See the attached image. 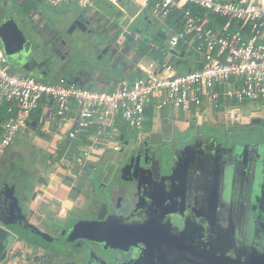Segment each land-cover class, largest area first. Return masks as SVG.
Returning a JSON list of instances; mask_svg holds the SVG:
<instances>
[{
	"label": "built area",
	"instance_id": "1",
	"mask_svg": "<svg viewBox=\"0 0 264 264\" xmlns=\"http://www.w3.org/2000/svg\"><path fill=\"white\" fill-rule=\"evenodd\" d=\"M45 1L56 8L78 4L87 9L93 5L92 0ZM111 1L120 6L118 0ZM135 1L142 10L153 4L156 17L178 15L180 28L170 36L169 48L176 50L182 43L193 42L202 66L180 74L172 64H152L147 68L142 65L140 70L146 77L118 81L113 89L95 90L75 84L45 83L13 73L0 45V102L13 103L16 112L0 138V157L12 148L21 131H31L32 118L38 110L53 112L52 104L63 119L77 109L75 130L68 134L70 140H75L94 125L107 130L118 116L143 130L149 110L172 107L187 113L209 105L215 109L224 107L223 118L236 120L235 106L246 101L264 102V0ZM124 32L136 42L141 39L129 30ZM113 149L123 151L120 145ZM89 157L90 152H85L83 160Z\"/></svg>",
	"mask_w": 264,
	"mask_h": 264
},
{
	"label": "crops",
	"instance_id": "2",
	"mask_svg": "<svg viewBox=\"0 0 264 264\" xmlns=\"http://www.w3.org/2000/svg\"><path fill=\"white\" fill-rule=\"evenodd\" d=\"M6 1L9 3V0ZM29 1H32L31 6L29 5L30 17L36 21V24L39 22V26L43 28L42 30L45 28L52 30L51 26L54 27L55 22L54 17L57 16L53 15V13H45V9L46 6H49L51 10L54 8L47 4L45 0ZM125 1H127V8L124 7L125 5H121L120 2L118 3L120 6L117 7L111 0H108L109 5H113L117 9V12L114 14L102 13L103 19L101 20H98L95 13L89 15L91 16L90 24L98 21V25L107 34L105 38H100L98 35L91 33L93 40L99 41V45L102 48L99 54L103 53L102 51L105 54L110 52L107 43L109 41L113 49L119 45L122 57L129 60L121 64V71L118 72V75L111 78L108 76L97 77L98 80L96 78L94 88L91 89H113L117 87L118 81L120 82L126 79L128 82H131L135 79L144 78L146 77V73L140 70L142 65L147 68L152 64H172L180 74H187L201 66L200 56L199 60L193 64L187 58V56H193V53H189L192 47L195 49L193 42L182 43L179 46L181 49L180 52L177 50L178 48L176 50H170L169 48L168 41L170 36L180 28V18H177L179 17L178 15L174 14V16L176 15V19L172 17L173 14L167 18H162L166 20L160 26L156 24V19L160 17H156L152 12L154 9L153 4H150L146 9L142 10L135 0H124L123 2ZM92 4V7H98L93 0ZM131 5L139 7V10L132 14L128 10ZM62 7L66 6L63 5L55 8L56 10L54 11L59 12L58 9ZM146 11H150L151 14H145ZM68 14H70V11ZM138 20H141L144 26L142 30H138V33H134L132 27L136 25ZM125 30H129L133 35H140L141 39L136 42L132 36L124 32ZM154 46L159 47V50L155 51ZM41 63L43 62L41 61ZM182 66L187 68L184 73L180 69ZM41 72L38 70V72H34L32 75L45 83H62V79L58 80L55 76L44 75ZM65 78L69 80L70 76ZM243 104L252 107L249 101L235 106L234 109L238 115V119L236 120H225L223 118L225 113L224 107L215 109L209 105L201 108H193L187 113L182 111L183 121H178L168 115L169 108L173 109V111L175 110L172 107L162 111L149 110L146 115L143 130L133 128L123 116H118L107 130H102L98 125H94L87 132L78 135L75 140H70L68 134L75 130L77 109H74L73 112L68 114L66 119L57 115L55 104L51 105L53 107L51 114L45 108L38 110L32 118L30 125L31 131L29 133H31L35 145L40 146L43 143L46 145L47 153L50 157L47 160V168L43 169L37 175L33 184L29 183L32 195H34L31 212L29 214L31 216L30 222L45 227L48 210H53L58 216H67L70 214L69 212L84 211L90 206L88 205L90 201L93 200V197L90 196L91 193L97 196L98 190L96 188L100 187L103 183L102 180L110 176L112 172L110 169L113 165L117 161H127L129 157H133L136 148L141 143L147 141L151 135H160L162 140L166 142V145L169 146L168 149L164 150V153L169 150L172 153L174 152V148L184 146L183 142L186 138L207 135L209 133L205 132L207 129L212 130L213 133H217L215 130L219 127L222 128V131L234 127H236L234 129L244 130L252 127L253 120L264 119V102L262 104H254L252 111L249 109L245 112L242 109ZM10 109H13L14 112L10 113ZM15 113V105L13 103L7 101L0 102V138L5 135V126L9 118L14 116ZM110 135L113 136L111 140L109 139ZM116 145L122 147V153L114 151L113 148ZM85 152H90V157L86 161L83 160ZM106 167L110 168L107 176L102 172ZM96 180H98L97 184L95 182ZM87 182L90 186H87ZM78 186L80 188L82 187L81 192L75 190V187ZM25 187L27 186L25 185ZM55 200L63 203L71 200L74 202L73 211L67 210L63 205L62 207L49 205V203ZM22 245V243L17 244V248L15 249L27 253L28 247L26 245H23V247ZM10 255V261L7 264H11L12 262V264H15L17 260L19 264H22L21 260L15 259V251ZM20 255L24 258L22 253Z\"/></svg>",
	"mask_w": 264,
	"mask_h": 264
},
{
	"label": "rangeland",
	"instance_id": "3",
	"mask_svg": "<svg viewBox=\"0 0 264 264\" xmlns=\"http://www.w3.org/2000/svg\"><path fill=\"white\" fill-rule=\"evenodd\" d=\"M14 1L16 0H9V4ZM125 2H120V4L125 5L124 7L127 8V1ZM7 3L8 2L6 0H0V14L5 13V16L8 15L7 12L8 9L10 8L8 4L7 8L4 9ZM65 6L66 7H62L58 9L60 13L58 11H54L56 10L55 9L56 7H52L54 9L51 10L49 9V6H46L45 9V13L50 14L51 12L53 13V15L57 16L54 17L55 18L54 27L51 26L52 30L55 31L52 33V40L54 41L60 40L62 44L55 43L50 40L51 41L50 46L45 47L42 44V41H44V39L43 38L41 39V36L39 34V31H41V29L43 28L38 27L39 29H36V27H34L35 28L34 29L28 27L29 30L31 29L30 34L32 35V37L37 38L34 40L33 46H36L38 49L37 56L39 60L43 62V66L45 68V70L43 71H45L48 76H55L56 78H58V80L61 79L63 80L67 76L70 77L76 76L77 78L80 79L79 85L84 83V87L86 88H94V84H95L94 81L96 80L97 77L101 78L103 76H108L109 78H111L118 75L119 74L118 72L121 71V64L129 60L124 59L122 57L121 52L119 50L120 47L119 45H117V48L113 49L109 41L107 43L109 45L110 52L105 54L104 51H102L103 53L99 54V51L102 48L99 45V41L93 40V36H91V33H93L94 35H98L100 38H105L107 34L105 30L102 29V27H100L96 23V25L92 26L88 32L83 31L80 28H76L70 32L72 25L75 21V18H77V14L79 12H83V13L88 12L89 14L95 13V16L98 17V20H101L103 19V14H100V12L106 14L107 13L114 14L117 12V9L113 5H109L103 8L91 7L88 9H83L78 4H71L69 6L68 5ZM128 10L131 11L133 14L139 10V7L135 5H131L130 8H128ZM69 11L70 14L67 15ZM145 14L149 15L151 13L150 11H146ZM5 19L4 18L0 19V25L4 22ZM164 20L162 18L161 19L157 18L156 24L162 26ZM143 26L144 25L141 22V20H138L136 25L132 27V31H134V33H138L139 32L138 30L143 29ZM177 50L179 52L181 51L179 47ZM189 53H193V56L191 57L187 56V58L190 59L191 64L199 60V54L195 51L193 47L191 48V51ZM180 69L184 73L187 68H185V66H182ZM15 73H19V72H15ZM257 103L262 104L263 102L261 101L251 102L252 107L251 106L248 107L247 104H243L242 109L244 112L249 109L250 111H252L253 105ZM168 111H169L168 115L170 117H173L178 121H183L182 111H176V110L173 111V109L171 108H169ZM234 128L231 129L234 130ZM253 130H256L255 132L259 130L264 132V128L259 124H254ZM220 131H222L221 127L215 130V132H220ZM205 132H209L206 135L208 139H210L211 136L214 135L212 130L207 129ZM249 132L252 133L251 131ZM254 135H250L251 136L250 138H245L243 141H241L242 137L236 138L230 135L227 139L223 141L225 142L227 141L229 144L237 143V148H240L241 144H243V146H246L247 144H250L252 142H253L252 145L256 148L258 143H261V145L264 144V135L260 136L261 138L254 137ZM190 141L191 138L188 139L186 138L184 140V142H190ZM254 142H256V144H254ZM13 147L12 150L7 151L6 154H3L1 156V162H3L4 167L0 170V180L3 186L2 188L0 186L1 188L0 191L4 190L5 187L7 188V186L8 187L10 186L11 187L10 190H13L12 199L16 202L19 201L20 204H22L21 206L24 212L30 218L29 214L31 212L34 195H32L31 187L29 186V183L33 184L34 181L36 180L37 175L43 169L47 168V160L50 156L47 153L46 145L44 143L40 146L35 145L33 143V138L31 137V133L25 131H21L19 133L16 141L14 142ZM204 148H206V150L208 151L213 147L212 144H209ZM260 149H262V152L264 151V147H260ZM181 150L182 147L177 148V151H181ZM207 154H208V161L210 162V158L213 157V153H207ZM176 156L177 153L174 154V161ZM261 161L262 160H260V163H257V165L254 166L253 168L254 170H248L247 167L248 172L246 174L240 173V177H239L241 181V182L239 181L240 187L243 189L244 186L243 182H245L247 185L246 189L245 190L243 189L244 190L243 196L240 191H239L240 193L238 192L237 183L233 184L234 186L233 185L228 186L227 183L225 187L226 190L228 189V192H226L225 195H223V197H225L228 200L232 196V200L234 201L232 203V208L234 206L236 207L240 206L241 204H245L246 206H248L246 207L245 210V213H247L246 215H241L240 212H237L235 215L231 213L229 214V212L227 211L228 207H226V211H224L223 214L220 215L221 213L220 211L216 212L217 211L216 207L219 205V203H221L218 202V193L217 194L209 193L207 187H205L207 189V192L202 191V189L196 191L194 189L196 188V186L193 185L194 192L195 193L197 192L199 195L193 197L190 195L191 189L185 190L186 188L184 187L183 182L174 181L172 183L173 185L172 194L166 195L167 196L166 202L167 201L170 202L172 204V206L170 205L171 207L176 206V203L180 202L179 203L180 210L178 212H175L174 214V216H176L179 219V221H181L178 223V226L179 227L181 226L185 231L190 229L193 236H197V237H200V235L202 234L205 236L208 235L211 238L212 237L216 238L217 236H221V238L225 240L227 245L241 244V247L246 248L249 253L256 255L257 251L259 252L258 248L260 245L261 247L264 248V245L260 244L258 239L260 238V235L261 236L263 235V233L260 234V230L258 229V227L255 226L257 222H254L255 224L253 223L251 224L249 220L251 216H254L259 222L264 223V196L260 197V193L258 196L252 193V189H254L255 187L251 186L252 184H257L259 185V188L262 189L264 188V164ZM251 163L252 161L249 162V164ZM222 164L223 161L221 162L220 165ZM95 182L97 184L98 180H96ZM25 185L27 187H25ZM230 187L232 188V190ZM236 192L238 194H236ZM90 196L93 197V200H97V203L101 201V199L96 198L95 194L93 193ZM122 196L123 193L121 190V192L118 194V198L120 199L122 198ZM227 196H229V198H227ZM2 197L5 198V196ZM112 197L115 198L116 196H112ZM191 198L194 199L191 200ZM3 200L6 203L14 205L12 204L13 202L10 201L9 199H3ZM140 200H141L140 203L144 202L142 198H140ZM186 200L190 202V206H188L189 202H187ZM115 212L120 214L121 210L119 211L117 208V210L115 209ZM91 213H93V211H89L86 214L84 213L72 214L69 217L66 228L70 229L71 227H75L78 224V222H81L82 220L89 218V215H91ZM188 213H191V217ZM216 216L218 217V219L215 218ZM220 216L221 219H219ZM54 220H55V216L52 215L49 217V219L47 218L48 225L50 226L48 229L51 228L55 229V227H53ZM64 226H66V224ZM61 233L62 231L60 232V234ZM58 234H59L58 232L55 233L56 236ZM15 239L16 238L14 237V235H10L5 247L13 245L14 242H16ZM262 239L264 241V237ZM19 240L22 242V240L24 239L17 238V241ZM82 242H84L83 249L80 250L79 254L76 253L77 251H74L76 255L74 253V256H72L73 258L71 259V261H74V264H119L121 262L118 260V254L122 256V253L124 251L127 253L129 250L132 249V245H131V246H127L122 251H119L114 249L113 245H107V244L105 245L103 242H99V241H93V242L89 241L87 243L89 246H91L89 247L85 245L86 242L85 240H82ZM69 252H71L70 249ZM21 253L24 255V258L19 260L22 261V264H26L25 261L26 253L24 252ZM54 254L57 255L60 253L54 252ZM34 256L35 255H32L31 258H33ZM58 259H59L58 256L54 259L50 257L49 260H46L44 262V264H55V262L58 261ZM18 262H19L18 260L15 261V264H19Z\"/></svg>",
	"mask_w": 264,
	"mask_h": 264
},
{
	"label": "flooded vegetation",
	"instance_id": "4",
	"mask_svg": "<svg viewBox=\"0 0 264 264\" xmlns=\"http://www.w3.org/2000/svg\"><path fill=\"white\" fill-rule=\"evenodd\" d=\"M9 3H7V5H5V7L7 8ZM14 4V5H13ZM31 3L30 1L28 2V0H16L12 3L9 4V9L7 12V16H5L4 14H0V19L2 18H12L15 21V24H17V26L21 29V31L23 32L24 36L26 37V39L29 41V47L31 50V54L28 58V60H34L36 63L33 62L32 67H34V72H38V70L41 72V74L47 75V73L43 70H45L43 63H41V61L39 60L37 53H38V49L36 46H33L34 44V40L37 39L36 37H32V35L30 34V30L28 29V27L34 28L36 27V29L41 28L39 26V24H36V21H34L32 19V17H30V7ZM4 15V17H3ZM96 23L98 24V21H96ZM94 23V24H96ZM94 24H90L88 29L86 30L87 32L89 31V29L94 26ZM39 27V28H38ZM35 29V28H34ZM57 30V29H56ZM55 32L53 30H48V29H44L41 31H39V34L41 36V39L43 38L44 41H42V44L46 47V46H50V42H55V43H59L62 44V42L60 40H52V33ZM51 40V41H50ZM42 65V66H41ZM13 69V68H12ZM28 76H31L30 74H28ZM77 80V86L79 87H84V83H82L81 85H79L80 79L77 78L76 76L74 77H70L69 80L68 78H64L62 80V83H67V84H74L73 82ZM86 88V87H84ZM254 121V120H253ZM260 125V124H259ZM251 128L249 129H244V130H240V129H224L222 132H217V133H213L214 135L211 136L210 139H208L206 137V135H198L194 138H191L190 142H183L184 146H182V150L181 151H177V148H174V154L177 153V156L175 157V161L174 158H172V167L174 168V171H176L177 167H182L184 168L185 165L188 166L189 168V177L187 179H184L183 177L179 178L176 177L175 181L177 182H183L184 187L186 188L185 190H190V195L191 196H199L198 193L194 192V189L200 190L202 189V191H206L207 189L205 187L208 188V192L209 193H218V202L219 205L216 207V212L220 211V215L223 214L224 211H226V207L227 211L229 212V214H236L237 212H240L241 215H246L247 213H245L246 210V206L245 204H241L240 206H234L232 208V203L234 202L232 200V196L229 198V196H227V198H229L228 200L223 197V195H225L226 192H228V189L226 190V184L228 183V186H232L233 184L237 183L238 186V192L240 191L242 196L244 195V190L246 189L247 185L245 182H243V189L240 187L239 184V177H240V173L242 174H246L247 168L248 170H254L252 168H254V166L252 165L250 168V159L249 157H247L246 159V163H236V161H234L235 155H233L234 150L237 149V143H232L229 144L227 141H223L225 139H227L230 135L232 137H242L241 141H243L245 138H250V135H254V137H258L261 138L260 136L264 135V132L262 131H257L253 130L254 124H251ZM262 126V125H261ZM263 127V126H262ZM264 128V127H263ZM249 131H251L252 133H250ZM250 134V135H247ZM151 138V137H150ZM149 138V139H150ZM148 139V140H149ZM208 139V140H207ZM146 142V141H145ZM141 143L140 146H138L134 152V154L139 153L142 157H144V155L148 154V155H152L153 159L152 162L156 163V158L158 159L159 155L164 153L165 149H168L169 146L166 145V142H164L162 140V146H160L159 152H155L153 148H157L158 146H152L150 145L149 147H145L144 143ZM237 142V140H236ZM209 144H212V147L210 150H206V146H208ZM254 144H256V142H254ZM243 146V144L240 145V147ZM260 147H264V144L261 145V143L257 144V148L256 147H250V149L252 151H254V153H258L261 152L262 149H260ZM260 150H259V149ZM153 149V151H152ZM9 150V149H8ZM169 152L171 153V150H169ZM207 153H213V157L210 158V162L208 161V154ZM5 154V153H4ZM249 154V153H248ZM2 156V155H1ZM223 161V164H221V162ZM1 157H0V170L4 167V164L2 163L1 166ZM128 164V160L124 161L123 164L121 165H113V167L110 168H105L102 172L107 176L109 173V169L112 170L110 176L106 177L104 180H102V184L100 185V187H97L96 190H98L97 192V196L98 197H102V195L105 193L108 195V197H112V196H116L115 198L112 197V199L115 202V206L118 207L120 209V207H124L125 203H127V198L130 195V191L133 188V183L127 184L130 181V178H132V176H130L129 174H127L128 170H125ZM232 172V175H231ZM253 172V171H251ZM200 174V175H199ZM142 175V176H141ZM140 175V177L142 178V180L145 183V180H148L149 177H152L151 175L149 177H147V173L142 171V174ZM104 176V175H103ZM232 178V179H231ZM88 181V178H87ZM152 181V180H151ZM241 182V181H240ZM126 183V185L124 184ZM89 183L87 182V186ZM152 185V184H150ZM193 185L196 186V188L193 189ZM251 185V184H250ZM0 186L1 188L2 186V182L0 180ZM234 186V185H233ZM252 187L254 186L255 188L252 189V193H254L255 195H259L260 193V197L264 196V188H259V185L257 184H252ZM263 186V185H260ZM5 187V185H4ZM198 187V188H197ZM0 188V189H1ZM10 186L7 188L5 187L4 190L0 191V199H9L10 201H12L14 205H18L23 214L26 216L27 220L30 222L31 221V216L30 218L27 216V214L24 212L23 208H22V204H20V202H16L12 199L13 195L12 192L13 190H10ZM82 188V187H81ZM81 188L75 187V190L78 192H81ZM100 188V189H99ZM231 188V187H230ZM10 190V191H8ZM123 193L122 198H118V194L121 192ZM128 190H130L128 192ZM167 190V188H166ZM232 190V188H231ZM119 191V192H117ZM258 191V192H257ZM116 192V195H115ZM239 192V193H240ZM166 193V192H165ZM92 194V193H91ZM236 194H238L236 192ZM2 196H5L2 197ZM167 196L163 193V187L159 186L158 188V200L156 203V207H162L159 209H155V208H150V212L151 213H159L161 210H165L164 206H165V202ZM194 198H191V200ZM57 200L52 201L51 203H49V205L51 206H58ZM187 201V200H186ZM189 202V201H187ZM63 203V202H62ZM158 203H160L158 205ZM180 202L176 203V206L174 207H170L168 210L171 212H169L168 210H166V212L168 211V218L167 220L171 222V227H168L169 229H172L174 231V233L176 232L178 234V238L174 237V245L169 246L168 244H166L164 242V239L158 237V239H156L153 242V245H151V253L149 254V256L147 257H141L139 260V263L137 264H147L149 262V264H197L195 262H191L188 261L187 257L185 256V249H193V250H197V251H203L205 249H207V251H210L211 249H214V256H225L227 258L230 259L231 262H233V264H264V248L261 247V245L259 246L256 255H253L251 253H249L247 251L246 248L241 247L240 245H227V243L225 242L224 239L221 238V236H217L215 237H210L208 235H200V237L197 236H193L191 230H187L185 231L181 226H178V223L181 222L179 221V219L174 216L175 212H178L180 210ZM224 204V205H223ZM90 205V207L97 205V201L96 200H91L90 203L88 204ZM190 206V202L189 205ZM2 207V208H1ZM62 207V206H59ZM189 208V207H188ZM0 209H6V211H9L8 207H4L1 206L0 204ZM68 210V209H67ZM90 210V208H89ZM73 211V210H72ZM86 211V209L84 211H80V212H69L70 214L67 216H58L57 213L53 212V210H48V214L45 220V227H41L38 226L36 224H33L32 222H30L32 225H34L35 227H37L41 232H43L44 234L50 236V237H54L57 239H61V240H66L69 237V233L74 230L75 227H71L70 229H67V223L69 220V217L74 214V213H84ZM231 211V212H230ZM10 212V211H9ZM234 212V213H233ZM86 213V212H85ZM84 213V214H85ZM162 214H166L165 212H162L160 215ZM191 217V213H188ZM55 216V220H54V225L53 227H55V229L51 228L48 229L50 226L48 225L47 222V218L49 219L50 216ZM54 218V217H53ZM216 219H218V217H215ZM221 219V216L220 218ZM250 223L255 224L254 222H257V224H255L256 227H258V229L260 230V234L263 233V235H260L259 242L260 244L264 245V241H263V237H264V223L263 222H259L254 216L250 217ZM66 224V226H64ZM78 227H84V226H88L90 224L88 223H80L79 222ZM1 226H3L0 223ZM170 226V225H169ZM196 230V229H195ZM62 231V235L60 234V232ZM65 231H67V233H65ZM197 231V230H196ZM58 232L59 234L56 236L55 233ZM10 235H14V237L16 238V242H14L13 245L8 246L7 249V253H6V258L5 261L3 262L4 264L9 263L10 261V254H12L15 251V259H21L22 255L21 252H23L22 250L17 251V244L22 243L23 245H26L28 247V252L25 254L26 255V264H44V262L46 260H49V258H56L57 256L59 257L58 261L55 262V264H74V261H71V259L73 258L72 256H74V251H77L76 253L79 254L80 250L83 249L84 247V242H82V240H85V245L89 246L87 243L93 242L94 240H90V239H86V238H80L77 239L75 242H73L72 244L67 245L66 247H64V249L59 250L58 253L60 254H54V250L50 249L48 247H43L42 245H38L36 244L34 241L26 239L24 237L18 236L16 233L14 232H10ZM17 238H23L24 240H22V242L19 240L17 241ZM46 241V240H44ZM28 242V243H26ZM42 242V241H41ZM46 243V242H45ZM259 244V243H258ZM22 245V246H23ZM186 247L185 249H180V247ZM24 247V246H23ZM38 247V248H36ZM91 247V246H89ZM127 247V246H125ZM68 249V251H67ZM69 249L71 250V252H69ZM178 249V250H177ZM73 250V251H72ZM179 250L182 252V257H180V255L178 254ZM54 251V252H53ZM68 253H67V252ZM131 251H129V253L127 252V256L126 254H122L118 255V260L123 263L127 261V264H133L131 261H128L129 259V254ZM25 253V251H24ZM75 253V255H76ZM193 253V252H191ZM32 255H35L33 258H31ZM70 255V257H69ZM1 264V263H0Z\"/></svg>",
	"mask_w": 264,
	"mask_h": 264
},
{
	"label": "water",
	"instance_id": "5",
	"mask_svg": "<svg viewBox=\"0 0 264 264\" xmlns=\"http://www.w3.org/2000/svg\"><path fill=\"white\" fill-rule=\"evenodd\" d=\"M93 1L99 8L109 6L108 0ZM123 1L124 0H118V2ZM30 3H32V1ZM5 8L6 7H4V9ZM50 14L52 13L50 12ZM100 14H102V12H100ZM89 15L90 14L86 12L78 13L70 32L76 28L86 31L91 23V16ZM0 42L8 63L13 68V73L19 72L16 74L21 76L28 74L32 75L34 73L32 64L36 62L34 60H28L31 54L29 41L11 17L6 18L0 25ZM73 83L76 85L77 80ZM253 124H260L264 127V119H256L253 121ZM252 144L253 142L246 146L251 145L254 147ZM144 145L145 147H149L150 145L158 146V149H153L155 152H159L160 146H162V137L158 134L151 135V138L147 140ZM242 147L238 149L235 156L238 163H246V159L249 157L250 161H252L250 166L257 165V163H260V160H262L261 162L264 164V151L253 154L249 152V154H247L246 148L243 149ZM172 158H174V152L170 153L169 151L159 155L158 159L156 158V163L152 162L153 156L151 154H146L142 157L139 153H136L133 157H129L125 170H128L127 174L132 176V178H130L127 184L133 183L134 185L131 191L128 190V192L130 191V195L127 198L125 206L119 209L115 206L112 197H108V195L104 193L102 197H99L101 201L98 202L97 205L86 208V213L89 211H93V213L89 215V218L82 220L80 223H88L90 225L78 227L81 225L78 222L76 228L69 233L70 235L66 240L57 239L44 234L27 220L17 204L11 205L6 203L3 199H0L1 206L4 205V207H8L10 211L0 209V223L3 225H0V263H3L6 258L8 247L5 246L11 234L10 232H14L18 236L32 240L45 248L48 247L53 249L55 252L61 249L63 250L64 247L80 238L103 242L105 245H113L114 249L119 251L126 248L125 246L132 245V249L129 250L131 251L129 254L130 260L128 259V261H131L133 264L139 263L141 257L149 256L151 253V245H153V242L158 239V237L164 239V242L169 246H171V243L174 245V237L178 238L179 236L176 232L174 233L172 229L168 228L171 227V222L167 220L168 211L166 212L172 204L168 201L165 202V210H161L160 214L162 212L166 214L160 215L159 213L150 212V208L156 207L159 186L163 187V193L165 195H171L173 188L172 183L175 181L176 177H183L184 179L189 177V168L187 165H185L184 168L178 166L176 168L177 170L174 171L172 167ZM142 171L147 173V177L150 175L152 176L149 177L148 180H145V183L140 177ZM124 184L126 185V183ZM140 198L144 200L143 203H140ZM56 202L58 206L63 205L70 211L74 208V202L71 200H67L64 203L58 200ZM159 204L160 203H158V205ZM114 208L116 210L118 208L119 211L121 210V213H116ZM159 208L162 207L160 206L155 209ZM65 233H67V231H65ZM185 248L184 246L180 247V249ZM184 252L188 261L197 264H233L229 258L223 255L214 256V249L210 251L205 249L201 252L188 248L185 249ZM122 254L123 256L124 254L127 256L125 251ZM178 254L180 257L183 255L180 250ZM119 264H127V261ZM147 264H149V262Z\"/></svg>",
	"mask_w": 264,
	"mask_h": 264
},
{
	"label": "trees",
	"instance_id": "6",
	"mask_svg": "<svg viewBox=\"0 0 264 264\" xmlns=\"http://www.w3.org/2000/svg\"><path fill=\"white\" fill-rule=\"evenodd\" d=\"M172 17H174V19H176V15L174 16V14H173ZM177 18L179 19V17H177ZM178 19H177V20H178ZM201 66H202V65H201ZM201 66H200V67H201ZM200 67H198V68H200ZM250 147H252V146H251V145H249V146H243L242 148H243V149L246 148V150H247V154H248L249 152H251V153L253 154L254 151H252V150L250 149ZM236 148H237V146H236ZM238 149H240V148H237V149L234 150L233 155L236 156V153H237ZM234 161H236V158H234ZM236 163H238V161H236Z\"/></svg>",
	"mask_w": 264,
	"mask_h": 264
}]
</instances>
